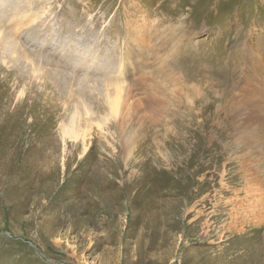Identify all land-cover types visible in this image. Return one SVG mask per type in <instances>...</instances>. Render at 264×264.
Returning <instances> with one entry per match:
<instances>
[{
  "label": "rangeland",
  "instance_id": "obj_1",
  "mask_svg": "<svg viewBox=\"0 0 264 264\" xmlns=\"http://www.w3.org/2000/svg\"><path fill=\"white\" fill-rule=\"evenodd\" d=\"M0 3V264H264V0Z\"/></svg>",
  "mask_w": 264,
  "mask_h": 264
},
{
  "label": "bare ground",
  "instance_id": "obj_2",
  "mask_svg": "<svg viewBox=\"0 0 264 264\" xmlns=\"http://www.w3.org/2000/svg\"><path fill=\"white\" fill-rule=\"evenodd\" d=\"M19 3V2H18ZM2 3H0V5H1ZM18 5V4H17ZM18 7V6H17ZM1 9V8H0ZM2 11H4V10H2ZM1 10H0V26L2 25V22L3 21H5V19H6V15L4 14V12H2ZM7 11V10H6ZM15 11V10H14ZM16 12H17V10H16ZM6 13V12H5ZM11 12H9V14H10ZM186 28H187V25L185 24V23H182L181 25H180V27L179 28H177V30L181 33V35H182V32L184 31H186ZM183 32V33H184ZM5 36H7V35H5ZM9 37V36H8ZM182 37H183V35H182ZM180 38H181V36H180ZM13 40V38L11 39V41ZM8 42H10L9 40H8ZM14 46H15V48H16V44H15V41H13V43H12V45L10 46L11 48H14ZM7 47V46H6ZM6 57H3V56H1V61L3 62V63H7V61H6V59H5ZM22 58V57H21ZM28 58V57H27ZM27 58H25L26 60H29V59H27ZM24 60V59H23ZM25 62V61H24ZM28 64V63H27ZM26 64V65H27ZM32 64V63H31ZM33 67H34V64H33ZM8 78V77H7ZM1 83H3V84H5L6 85V83L7 82H5V81H2ZM107 96H109L108 94H107ZM67 132L68 131H70V132H72V131H74L73 129H67L66 130ZM72 134V133H71ZM255 235H257V237H258V239H262V236H261V233H260V231H259V233H257V234H255Z\"/></svg>",
  "mask_w": 264,
  "mask_h": 264
}]
</instances>
